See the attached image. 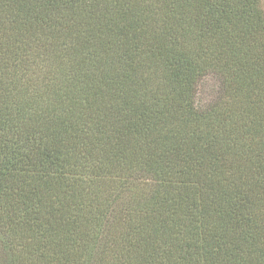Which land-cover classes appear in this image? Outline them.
I'll return each mask as SVG.
<instances>
[{"label": "trees", "instance_id": "1", "mask_svg": "<svg viewBox=\"0 0 264 264\" xmlns=\"http://www.w3.org/2000/svg\"><path fill=\"white\" fill-rule=\"evenodd\" d=\"M260 2L0 0V264H264Z\"/></svg>", "mask_w": 264, "mask_h": 264}, {"label": "rangeland", "instance_id": "2", "mask_svg": "<svg viewBox=\"0 0 264 264\" xmlns=\"http://www.w3.org/2000/svg\"><path fill=\"white\" fill-rule=\"evenodd\" d=\"M260 6L264 12V0H261ZM258 52V51H257ZM35 75V74H34ZM260 75V74H259ZM263 75V77H262ZM221 73H213V74H207L204 75L199 79L196 85V91H195V102L196 105L207 107L213 103L224 105L226 103V97L227 92L225 90L227 89L225 83L223 82ZM253 92V97L257 96V92L264 93V74H261L260 77V85L255 86ZM229 100V99H228ZM229 102V101H228ZM231 104L234 105V102L231 101ZM141 180L134 181L136 183L135 191L139 195H144L149 190V185L147 184L148 179L147 177H141ZM146 186L145 188H143ZM143 188V189H142ZM261 214H264V211H262ZM118 227L116 222H113L112 218L109 217L108 220H105L103 225L100 227V239L97 243V246L95 248V251L92 255V261L90 264H111L112 258L109 256V253L107 251V246L112 242L113 235L115 234L114 231H117ZM258 247L261 245V247H264V236H259L257 239ZM250 264H254L253 261H250Z\"/></svg>", "mask_w": 264, "mask_h": 264}]
</instances>
